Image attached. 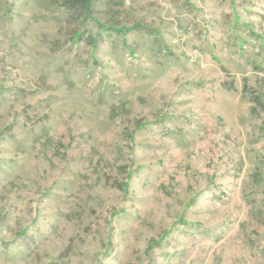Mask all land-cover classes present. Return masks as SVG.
<instances>
[{
    "label": "rangeland",
    "instance_id": "1",
    "mask_svg": "<svg viewBox=\"0 0 264 264\" xmlns=\"http://www.w3.org/2000/svg\"><path fill=\"white\" fill-rule=\"evenodd\" d=\"M0 264H264V0H0Z\"/></svg>",
    "mask_w": 264,
    "mask_h": 264
},
{
    "label": "trees",
    "instance_id": "2",
    "mask_svg": "<svg viewBox=\"0 0 264 264\" xmlns=\"http://www.w3.org/2000/svg\"><path fill=\"white\" fill-rule=\"evenodd\" d=\"M66 4L73 7H80L84 11H88L95 0H65Z\"/></svg>",
    "mask_w": 264,
    "mask_h": 264
}]
</instances>
